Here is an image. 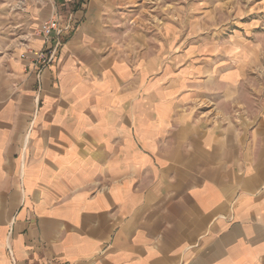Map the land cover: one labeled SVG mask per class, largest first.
I'll list each match as a JSON object with an SVG mask.
<instances>
[{"label": "crops", "instance_id": "obj_1", "mask_svg": "<svg viewBox=\"0 0 264 264\" xmlns=\"http://www.w3.org/2000/svg\"><path fill=\"white\" fill-rule=\"evenodd\" d=\"M16 1L0 0V264H264V111L235 122L125 56L112 15L139 0L82 2L51 64L61 9Z\"/></svg>", "mask_w": 264, "mask_h": 264}, {"label": "rangeland", "instance_id": "obj_2", "mask_svg": "<svg viewBox=\"0 0 264 264\" xmlns=\"http://www.w3.org/2000/svg\"><path fill=\"white\" fill-rule=\"evenodd\" d=\"M54 2L65 19L85 0ZM112 16L117 48L138 67L201 87L205 110L238 123L264 111V0H139Z\"/></svg>", "mask_w": 264, "mask_h": 264}, {"label": "built area", "instance_id": "obj_3", "mask_svg": "<svg viewBox=\"0 0 264 264\" xmlns=\"http://www.w3.org/2000/svg\"><path fill=\"white\" fill-rule=\"evenodd\" d=\"M30 0H19L22 6L26 5V3ZM37 2L39 4L45 3L46 0H31ZM76 20L74 15L71 14L67 18H62L58 14L52 17L43 27L42 34L46 37V39L52 40L55 39L57 41L56 46L52 49L50 53L41 54L40 59L42 62L46 61V64H51L54 62L56 55L58 53L59 48L62 46V42L64 39L69 37L76 29Z\"/></svg>", "mask_w": 264, "mask_h": 264}]
</instances>
